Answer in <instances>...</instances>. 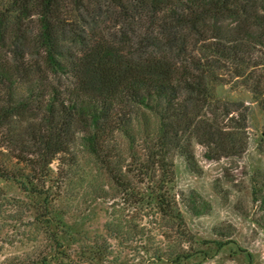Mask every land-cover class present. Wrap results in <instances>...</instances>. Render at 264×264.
Listing matches in <instances>:
<instances>
[{
    "label": "trees",
    "instance_id": "trees-1",
    "mask_svg": "<svg viewBox=\"0 0 264 264\" xmlns=\"http://www.w3.org/2000/svg\"><path fill=\"white\" fill-rule=\"evenodd\" d=\"M260 69L264 0H0V182L42 199L36 220L49 228L60 222L52 164L71 160L77 143L124 192L127 168L157 182L150 202L166 216L172 199L160 192L174 181L173 157L194 173L195 144L208 160L244 154L247 116H230L234 103L216 88L244 80L264 114ZM186 200L194 216L206 213Z\"/></svg>",
    "mask_w": 264,
    "mask_h": 264
},
{
    "label": "rangeland",
    "instance_id": "rangeland-1",
    "mask_svg": "<svg viewBox=\"0 0 264 264\" xmlns=\"http://www.w3.org/2000/svg\"><path fill=\"white\" fill-rule=\"evenodd\" d=\"M254 75L264 87V69ZM244 82L216 88L221 102L234 103L230 116H247L244 154L208 160L195 144L194 173L173 157L174 181L160 192L172 199L166 216L150 202V194L157 196L156 180L139 177L133 167L124 169L130 185L124 192L77 143L69 154L76 162L62 157L64 163L52 164L47 186L56 194L53 215L60 222L49 228L36 220L33 201L42 199L0 182V264H28L40 255L46 264H264V114ZM152 124L140 128L143 146ZM116 141L127 157L128 143ZM190 196L208 205L205 214L187 211ZM48 229L58 233L60 247Z\"/></svg>",
    "mask_w": 264,
    "mask_h": 264
}]
</instances>
